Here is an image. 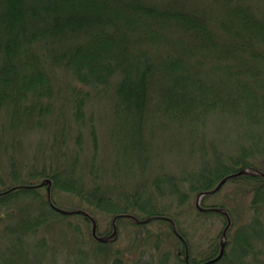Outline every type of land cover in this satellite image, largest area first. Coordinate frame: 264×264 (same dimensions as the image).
Wrapping results in <instances>:
<instances>
[{
	"label": "trees",
	"instance_id": "obj_1",
	"mask_svg": "<svg viewBox=\"0 0 264 264\" xmlns=\"http://www.w3.org/2000/svg\"><path fill=\"white\" fill-rule=\"evenodd\" d=\"M0 113V264H264V0H0Z\"/></svg>",
	"mask_w": 264,
	"mask_h": 264
},
{
	"label": "rangeland",
	"instance_id": "obj_2",
	"mask_svg": "<svg viewBox=\"0 0 264 264\" xmlns=\"http://www.w3.org/2000/svg\"><path fill=\"white\" fill-rule=\"evenodd\" d=\"M88 113L89 115H93L95 120L94 122L96 123L97 127H98V133H99V137L100 139L106 143L108 141V138L110 136V125L111 123H117L116 121H112L114 120V118H109L110 115L109 113L106 114L107 110H104V106L101 103H97L94 102L93 105L91 104L90 108H88ZM101 116H103V118H100ZM4 116L3 114L0 113V127H1V123L3 120ZM45 135L39 136L38 134H26L25 135V141H26V145L30 148L33 149V147H35L37 141H39V137H45ZM159 143V145H157L156 150H158L155 154V160L156 163H159L160 161H162L164 163V166L166 168L168 167H172L173 169L178 168L179 164H186L187 159L182 158L181 155H179L177 148L174 146L171 148V145H167V147H164V145H162L160 143V140L157 141ZM179 160H181L179 162ZM235 186L233 183L229 182L224 184L221 189L216 193V194H211L212 196H210L209 198H207L205 200V202L207 204H211V203H215V202H224L228 200L234 201V197L237 196L235 193ZM238 197V196H237ZM248 200V198L246 199ZM232 203V202H231ZM234 208H236L238 210L239 213L243 214L244 213V209L243 207L245 206L242 203H238V204H232ZM101 226L103 228H105V220L102 219L101 220ZM225 228L224 222L222 220H218V221H214L213 223H210L209 220L208 221H203V224L199 226L197 232H196V237L200 239V242H205V239L207 237H209V235L211 234H215L219 231H222ZM124 243V245L126 244V242H122Z\"/></svg>",
	"mask_w": 264,
	"mask_h": 264
},
{
	"label": "water",
	"instance_id": "obj_3",
	"mask_svg": "<svg viewBox=\"0 0 264 264\" xmlns=\"http://www.w3.org/2000/svg\"><path fill=\"white\" fill-rule=\"evenodd\" d=\"M232 175H234V174H231V175H228V176L224 177V178L218 183V185L212 190V192H213V191H216V190L219 189V188H221V186L224 184V182L227 180V178L230 177V176H232ZM202 195H204V193H201V194H200V196H199V198H198V204H200V201H201ZM60 209H61V208H60ZM61 210L63 211V209H61ZM76 211H81V210L78 209V210H76ZM93 232H94V234L97 235V224H96V221L93 222ZM114 232H116V229L114 230ZM114 232H113V233H114ZM100 238H101V239H104V237H100ZM219 256H220V255H218L216 258H214V259H212V260H210V261H213V260L219 258Z\"/></svg>",
	"mask_w": 264,
	"mask_h": 264
}]
</instances>
